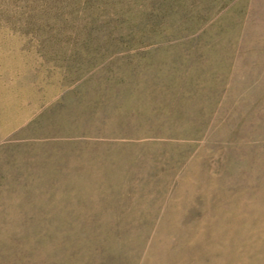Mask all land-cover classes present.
Returning a JSON list of instances; mask_svg holds the SVG:
<instances>
[{
	"label": "rangeland",
	"instance_id": "rangeland-1",
	"mask_svg": "<svg viewBox=\"0 0 264 264\" xmlns=\"http://www.w3.org/2000/svg\"><path fill=\"white\" fill-rule=\"evenodd\" d=\"M0 264H264V0H0Z\"/></svg>",
	"mask_w": 264,
	"mask_h": 264
}]
</instances>
